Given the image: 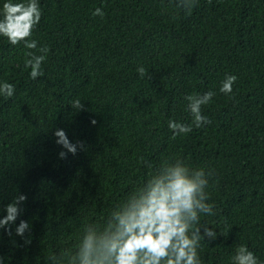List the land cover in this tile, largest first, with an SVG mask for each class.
<instances>
[{"label": "trees", "instance_id": "16d2710c", "mask_svg": "<svg viewBox=\"0 0 264 264\" xmlns=\"http://www.w3.org/2000/svg\"><path fill=\"white\" fill-rule=\"evenodd\" d=\"M38 4L28 39L49 48L43 76L25 67L36 50L0 36V84L15 86L11 98L0 94V218L14 196H27L12 234L0 228V264H53L86 224L104 225L176 159L212 171L205 191L215 214L200 219L217 237L200 242L202 264H232L241 244L264 264V0H196L190 13L179 0ZM97 7L103 18L92 15ZM228 75L237 80L224 94ZM208 91L210 123L196 128L185 97ZM76 99L83 110L72 108ZM169 120L192 131L173 138ZM58 128L82 142L75 155L59 157ZM21 219L30 223L23 237Z\"/></svg>", "mask_w": 264, "mask_h": 264}, {"label": "clouds", "instance_id": "9594fccd", "mask_svg": "<svg viewBox=\"0 0 264 264\" xmlns=\"http://www.w3.org/2000/svg\"><path fill=\"white\" fill-rule=\"evenodd\" d=\"M195 4L196 0H179L177 6L190 13ZM0 15V36L6 37L13 46L23 42L25 48L36 50L26 53L25 67H30L32 79L43 76L42 64L49 48H37V41L28 39L41 19L38 0L27 3L6 0ZM92 15L103 18L105 13L97 7ZM137 72L141 77L147 75L143 66L138 67ZM236 80L235 75L226 76L219 91L231 94ZM14 93L13 84H0V94L4 97L11 98ZM214 95L208 91L185 97L196 128L210 123L202 114V106L209 104ZM71 106L77 111L84 109L79 99L72 101ZM91 123L95 124V120ZM168 127L173 130V138L192 131V125L173 120H169ZM53 135L56 144L66 150L59 153L60 158H65L68 153L75 155L77 148L83 147L82 142L72 143L63 129H56ZM211 175L212 171L192 168L181 159L174 163L163 162L143 186L136 188L110 213L104 225L86 224L74 250L67 249L59 257L52 255L49 259L53 264H202L197 251L200 242L217 237V232L200 219L201 214H215L214 205L206 202L210 197L205 189ZM26 199V195L18 194L4 206L0 228L7 234H12L11 226L22 215L21 205ZM26 231H30V223L21 219L15 234L23 237ZM232 264L260 262L247 246L241 244L232 256Z\"/></svg>", "mask_w": 264, "mask_h": 264}]
</instances>
